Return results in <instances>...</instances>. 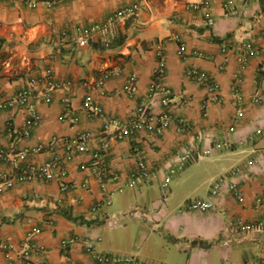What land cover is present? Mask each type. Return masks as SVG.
<instances>
[{
    "label": "crops",
    "instance_id": "1",
    "mask_svg": "<svg viewBox=\"0 0 264 264\" xmlns=\"http://www.w3.org/2000/svg\"><path fill=\"white\" fill-rule=\"evenodd\" d=\"M133 5V14L112 18ZM80 37L87 42L78 44ZM158 42L165 60L162 89L170 90V101L164 106L157 93L150 109L155 115L166 112L170 123L160 134L148 129L117 138L115 126L104 132L107 117L125 121L147 92ZM263 47L264 0H41L32 8L0 0V150L18 155L21 166L57 157L66 169L63 178L36 175L0 190V264H104L87 252V244L145 264H264V228L233 227L237 220H264ZM191 69L217 85L216 99L206 97ZM103 73L109 76L99 89L95 82ZM130 74L136 81L129 96L120 89ZM23 88L40 116L28 136L21 132L26 108L3 104ZM86 96L102 107V116L86 113ZM179 117L190 123L188 131L176 130ZM80 132H90L91 149L101 152L115 176L100 178L89 153L64 159L62 140ZM213 135L230 137L231 144L165 175L166 164L182 148L191 143L202 148ZM138 157L150 177L130 183ZM232 168L243 172V201L227 189L211 197L212 182ZM10 170L0 157V176ZM181 171H189L194 185L171 197L161 181ZM62 181L68 189H61ZM191 197L212 201V209L178 212ZM132 208L156 213L150 219L125 216Z\"/></svg>",
    "mask_w": 264,
    "mask_h": 264
},
{
    "label": "built area",
    "instance_id": "2",
    "mask_svg": "<svg viewBox=\"0 0 264 264\" xmlns=\"http://www.w3.org/2000/svg\"><path fill=\"white\" fill-rule=\"evenodd\" d=\"M18 2L24 3L28 7H34L41 0H16ZM136 9V5L133 6H124L119 8L112 16L122 17L126 14H133ZM210 22L212 20L210 19ZM87 42L86 37H80L78 39V44L82 45ZM184 46H179V53L183 54ZM264 50V47H263ZM155 55L157 57V66L154 70V77L150 82L147 92L142 96L140 102L135 107L132 115L127 118L125 121H121L115 117H107L106 122L104 124L103 131L107 132L110 126H115L118 128L117 138H122L125 134L134 133L136 131H144V130H153L155 133H162L164 128L170 123V117L166 112H161L155 115L151 111V99L157 93L161 94V103L166 106L169 104L170 98V90L163 88L162 89V76L164 72V52L161 43H156L154 47ZM190 75L197 82L202 84L206 90L207 98H217L216 90L217 85L211 81L205 73L199 72L197 69H191ZM108 73H103L95 82V86L101 89L104 81L108 78ZM136 81V76L134 74L128 75L121 86L120 92L126 95H132L134 92V84ZM233 98L236 101L241 99V94L238 88H234L233 90ZM44 100L46 102L49 101V96L45 95ZM256 100V99H255ZM4 105H23L28 115L24 121V125L22 128V134L24 136H28L30 134L31 128L36 125L39 121V113L35 108L32 100L30 99V93L27 89H21L17 93L13 95V97L6 99L3 101ZM84 107L86 113L89 116H102L104 114L103 109L100 105L94 103L90 96L85 97ZM238 115H241V111L238 112ZM190 123L183 117H179L176 119V130L178 132H186L190 129ZM200 133L197 134V139L200 140ZM90 132H80L73 138H64L63 147H64V159H71L76 153H89L94 160V168L93 170L100 174V178L109 176L113 174L108 168L104 166V163L101 160V152L99 150H92L89 145ZM231 138L225 137L219 139L216 135H213L211 144L205 145L200 148L197 143H191L188 146L182 148L180 152L175 154L174 160H170L166 164V168L164 169L165 175L172 174L176 172L178 169H181L186 163L193 161L199 158L202 155L211 153L214 148L226 147L231 144ZM104 148L107 146L105 143L103 144ZM135 152L139 153L138 147L133 148ZM6 153L3 150H0V157L6 158L11 166V170L9 173L0 176V190L8 188L12 185V183L16 180L18 181H29L33 179L36 175H39L45 179L51 178H63L66 174L65 167L61 166V161L54 157L39 166H34L32 164H27L25 166L20 165L19 156L15 153ZM114 175V174H113ZM243 172L239 168H232L228 171V173H224L218 176L211 185L210 188V196L216 197L220 194L224 189H227L230 194L237 199L238 201H243V191L240 186V182L242 179ZM115 176V175H114ZM165 176V177H166ZM150 177L149 168L141 157H138L135 168L129 174V182L136 183L142 180L148 179ZM102 182V180H101ZM167 180L164 178L161 181V186L163 188L167 187ZM61 189L66 190L69 188V184L67 182L62 181ZM167 199V195L163 193L160 197V207L165 206V201ZM109 202V200H108ZM213 203L210 200L201 199V198H188L186 199L178 208V212H207L212 209ZM156 212L148 211L141 208H132L124 212L125 216L130 217H140L150 219L154 216ZM154 226L158 225V220H154ZM236 231H260L264 228V220H256L243 222L241 220H237L233 224ZM11 244H2L1 247L3 249L10 248ZM87 252L91 253L97 261L110 264V263H125V264H145L136 259V257L131 255L125 256H114L110 254H101L95 252L93 246L91 244L86 245ZM49 264V263H47ZM84 264V263H79Z\"/></svg>",
    "mask_w": 264,
    "mask_h": 264
},
{
    "label": "rangeland",
    "instance_id": "3",
    "mask_svg": "<svg viewBox=\"0 0 264 264\" xmlns=\"http://www.w3.org/2000/svg\"><path fill=\"white\" fill-rule=\"evenodd\" d=\"M207 157L208 156H202L197 159V162L202 163V161H204ZM180 173H181L180 175H175L171 179H169V176H168V179H169L167 182L168 185L165 188L167 190L168 195H171V197H174V195L181 196L184 193L190 192V190L192 189L194 185L193 177L190 176L189 171L188 172L181 171ZM182 177H184V179H182ZM193 195H195V193H192L191 196ZM191 198H194V197H191Z\"/></svg>",
    "mask_w": 264,
    "mask_h": 264
},
{
    "label": "trees",
    "instance_id": "4",
    "mask_svg": "<svg viewBox=\"0 0 264 264\" xmlns=\"http://www.w3.org/2000/svg\"><path fill=\"white\" fill-rule=\"evenodd\" d=\"M194 243H197V244H203V241L201 240H197V241H193Z\"/></svg>",
    "mask_w": 264,
    "mask_h": 264
}]
</instances>
